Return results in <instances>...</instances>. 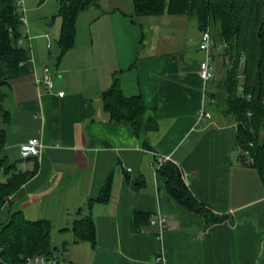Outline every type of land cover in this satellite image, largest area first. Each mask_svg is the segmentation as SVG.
I'll use <instances>...</instances> for the list:
<instances>
[{"label": "crops", "instance_id": "obj_1", "mask_svg": "<svg viewBox=\"0 0 264 264\" xmlns=\"http://www.w3.org/2000/svg\"><path fill=\"white\" fill-rule=\"evenodd\" d=\"M48 1L23 0L31 71L0 86V157L22 171L36 166L11 196L14 208L27 219L49 220L52 244L66 242L61 258L72 264H264V181L241 159L236 126L200 77L206 53L197 20L180 29L177 16L135 19L132 0H99L101 7L79 13L74 45L62 53L61 21L57 31L48 28L54 18L43 22L59 9L55 0L46 10ZM221 52L220 43L210 49L211 81L225 72ZM44 67L51 88L36 82ZM114 77L126 96H141L156 128L137 136L110 120L101 93ZM29 138L42 142L37 158L20 155ZM161 159L181 170L198 201L227 218L205 225L178 203L157 180ZM108 178L107 201L89 203ZM133 211L159 215L163 226L136 229ZM7 216L5 204L0 220ZM84 216L93 220L94 241L74 242L72 222Z\"/></svg>", "mask_w": 264, "mask_h": 264}, {"label": "trees", "instance_id": "obj_2", "mask_svg": "<svg viewBox=\"0 0 264 264\" xmlns=\"http://www.w3.org/2000/svg\"><path fill=\"white\" fill-rule=\"evenodd\" d=\"M58 2L61 18L58 43L64 53L74 45L79 13L91 7H101V4L99 0ZM132 3L135 17L193 14L200 30L208 28L215 44L220 43L225 72L220 78L209 81L208 96L219 113L232 119L241 159L247 162L243 151L248 150L253 162L247 163L258 169L264 181V0H132ZM21 16L20 0H0V86L31 71V52L30 47L23 44L27 36ZM256 71L260 81L257 97L252 86ZM101 98L110 120L129 126L135 135L141 136L156 128L157 122L147 114L141 96H126L117 77L113 78L110 87L102 91ZM5 112L0 103L2 117ZM3 145L4 130L0 128V150ZM35 172L36 166L22 171L15 163L0 157V210L8 205V216L0 221V264H25L27 257L38 255L52 261L43 264H72L56 255L58 247L51 242L49 220L27 219L13 206L11 196ZM156 177L178 203L201 214L205 225L227 218V215L212 212L192 195L181 170L170 160L163 161L156 168ZM143 182L136 180L135 183L140 185ZM109 188L110 178L89 203L107 201ZM149 218L145 212L133 211V227L140 230L145 223L153 224ZM71 229L74 242L94 241V224L89 216L74 219ZM62 244L63 248L67 245L66 242Z\"/></svg>", "mask_w": 264, "mask_h": 264}, {"label": "built area", "instance_id": "obj_3", "mask_svg": "<svg viewBox=\"0 0 264 264\" xmlns=\"http://www.w3.org/2000/svg\"><path fill=\"white\" fill-rule=\"evenodd\" d=\"M20 8H21V15H22L21 19L23 23H25L26 21H25V17L22 14L23 7H22L21 2H20ZM214 45H215V39L211 35L209 29L206 28L202 30L200 33V39H199V49L205 51L206 55L199 64V74L204 83H208L214 77V69H213V65L211 62V54H210V49ZM36 82L42 83L48 88L52 87L53 83H52L49 69L47 67L43 68V74L40 78L36 79ZM58 94L62 96L63 91H59ZM42 146H43L42 142L39 139L29 138L27 141L20 144V155L23 158H28V157L37 158L41 154ZM243 155L247 156L250 163L253 162L252 157L249 156L248 154V150H244ZM162 162H163L162 159L159 160V162L157 163V167ZM151 222L153 224L159 225L160 227L163 226V218L160 217L159 215L155 218H152ZM157 260H160V258L158 257ZM51 262H52L51 260L46 259L44 256L38 255V256L27 257L25 264H43V263H51ZM65 264H67V262H65Z\"/></svg>", "mask_w": 264, "mask_h": 264}, {"label": "rangeland", "instance_id": "obj_4", "mask_svg": "<svg viewBox=\"0 0 264 264\" xmlns=\"http://www.w3.org/2000/svg\"><path fill=\"white\" fill-rule=\"evenodd\" d=\"M49 1H51V2H49ZM48 2H46L47 4H46V6L45 7H47V9L46 10H48V8L50 7V6H54L55 5V0H49ZM111 1H113V0H109V2H111ZM22 4H23V0H21L20 1ZM105 2V1H104ZM48 3H50V4H48ZM54 4V5H53ZM59 4V2H57V5ZM106 4V3H105ZM49 5V6H48ZM22 7H23V5H22ZM53 10H55V9H53ZM40 11H44V8L42 9V10H40ZM23 16H25V17H29V12L27 13V12H25V11H23ZM132 14V13H131ZM174 17H176V16H174ZM52 18H54V20H55V23H54V25L52 24V25H50L48 28H52L54 31L56 30H58L59 29V24H60V21H61V18L59 17V15H58V9H56V11L54 12V13H52L51 15H49V17H47L45 20H43V22L46 24V22H52ZM133 18H135L136 19V17L135 16H133ZM155 19H157V20H160L161 19V17H159V16H155ZM176 19H179V21H178V24L176 25V26H180V29L182 28V27H184L185 25H186V22H187V24L189 23V21H193L194 19H196V16L195 15H189V16H183V17H179V16H177L176 17ZM184 22V24H179V22ZM174 27V29H178L177 27ZM26 28V26L24 25V30H26L25 29ZM136 29H138V27H136V28H134V34L135 35H137V33H138V31L136 30ZM212 31V33H215L214 31H213V29H211ZM50 39V38H49ZM51 41H52V39H51ZM50 41V42H51ZM27 46H29V45H27ZM47 47H50L49 46V44H48V46ZM167 48H170V46H168ZM6 219V217L5 218H3V219H1L0 221L2 222V221H4ZM52 240V242H54L55 240H54V237L51 239ZM58 245V250L56 251V255L58 256V257H64V248H63V244L62 243H57Z\"/></svg>", "mask_w": 264, "mask_h": 264}, {"label": "water", "instance_id": "obj_5", "mask_svg": "<svg viewBox=\"0 0 264 264\" xmlns=\"http://www.w3.org/2000/svg\"><path fill=\"white\" fill-rule=\"evenodd\" d=\"M252 86L255 90V95L256 97L259 95L260 93V81H259V73L258 71L255 72L253 79H252Z\"/></svg>", "mask_w": 264, "mask_h": 264}]
</instances>
